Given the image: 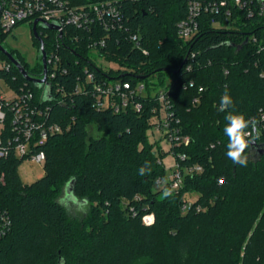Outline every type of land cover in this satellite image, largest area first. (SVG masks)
I'll return each mask as SVG.
<instances>
[{"label": "trees", "instance_id": "16d2710c", "mask_svg": "<svg viewBox=\"0 0 264 264\" xmlns=\"http://www.w3.org/2000/svg\"><path fill=\"white\" fill-rule=\"evenodd\" d=\"M189 1L125 2L119 26L97 25L95 36L81 33L84 43L95 41L102 60L123 70L89 61L87 48L69 50L71 60L93 63L95 82L131 84L135 94L124 111L99 109L96 95L74 93L85 76L80 68L57 75L55 83L64 87L59 92L49 87L48 94V88L27 84L33 104L48 108L47 122L62 126L63 132L30 146L24 156L10 147L0 158V210L10 220L0 238V264H264V20L228 0L226 6L223 0H199L205 6L217 2L221 13L204 11L199 31L184 41L178 24L188 14ZM227 10L229 20L222 17ZM219 21L228 28L218 29ZM4 39L0 33V43ZM44 40L47 45L53 34ZM11 53L31 76L43 74L42 64L31 71ZM0 58L7 61L2 53ZM155 76L168 91L173 127L190 138L188 145L169 146L168 153L182 170L202 168L184 175L182 186L168 198L163 195L171 189L163 163L167 153L161 147L156 151L147 136L162 107L148 83ZM0 77L22 94L26 81L14 66L0 71ZM225 88L235 111L258 120L246 167L226 155V113L218 110ZM91 124L102 135L88 138ZM12 133L6 125L5 136ZM41 152L44 172L25 184L21 164ZM146 161L151 173L141 176L138 169ZM72 181L69 196L86 207L82 217L72 215L60 200ZM190 196L196 201L183 211ZM150 215L154 222L147 225L144 218Z\"/></svg>", "mask_w": 264, "mask_h": 264}, {"label": "built area", "instance_id": "2783aa9c", "mask_svg": "<svg viewBox=\"0 0 264 264\" xmlns=\"http://www.w3.org/2000/svg\"><path fill=\"white\" fill-rule=\"evenodd\" d=\"M138 1L140 0H0V33L7 35L22 23H28L33 28L34 22L37 20V26L40 29L39 31L37 29V31L44 42L49 34H53V40L47 45L45 43L47 81L43 85V89L54 87L58 92L63 90L64 87L60 88L59 83H55L57 75L60 73L64 75L76 73V70L80 68V70H84L85 76L83 80L79 79L74 86V93L91 94L94 98L96 95L97 108H111L118 113L128 107L129 99L133 97L135 90L132 89L129 82H123L122 80L106 79L95 82V70L92 66L93 63L95 64L93 55L96 53L95 48L97 46L95 41L84 43L80 37L81 33L95 36L97 25L105 28L119 26L124 16V3ZM220 3L223 6L227 5V1L224 0ZM228 3L233 5L234 8L244 11L250 17L258 16L264 20V0H228ZM204 11H210L217 15L221 13L217 2H214L212 6H205L199 0L189 1L188 14L178 24V34L181 39L188 41L197 34L200 27L199 18ZM222 17L229 20L232 17L231 11L227 10ZM46 25H56L58 28L49 30L45 28ZM215 25L218 29L228 28V26H222L220 21L216 22ZM256 41L257 38L254 37L253 42ZM84 48H87L88 52L90 51L89 61H93L91 65L81 64L83 62L79 58L76 61L69 58V50L82 52ZM40 60L42 62V59ZM0 62V71H10L13 67V64L8 60L1 59ZM68 62L71 64L67 65ZM32 77L42 79L44 74ZM28 83L26 81L25 87H22V94L17 92L16 97L8 100L3 85L7 84L9 87L10 85L0 77V158L8 154L10 147H14V152L18 156H24L28 154L30 146L38 143L44 144L54 134L63 132L62 126L47 122L48 108L43 111L33 104V93L25 90ZM138 89L144 91V85H141ZM167 95L168 91L166 89H160L157 92L162 107L160 117H155L152 122L153 127L166 136V142L170 144L169 146L188 145L190 138L181 136L179 130L172 125L174 118L170 111ZM261 118L264 121V114ZM254 121L256 126L258 120ZM175 123L178 124L179 122ZM6 125H9V128L13 131L12 136H5ZM180 158L185 160L184 156H180ZM29 160L44 164L45 155L43 152L30 155ZM201 171L200 166L186 167L182 170L180 164L176 162L172 175L169 177L171 189H179L182 186L184 175ZM220 183H223V180H220ZM195 201V196L185 199L182 207L183 211H187ZM144 222L147 225L152 224L154 216L145 217ZM9 227V216L0 210V238L8 232Z\"/></svg>", "mask_w": 264, "mask_h": 264}, {"label": "rangeland", "instance_id": "374dc122", "mask_svg": "<svg viewBox=\"0 0 264 264\" xmlns=\"http://www.w3.org/2000/svg\"><path fill=\"white\" fill-rule=\"evenodd\" d=\"M0 44L8 47L9 51L16 52L18 57L20 59L22 58V60L28 65V69L31 71L35 70L39 64H42L41 60L38 59V48L33 38L32 27L28 23H22L16 26L9 34L5 35L4 41ZM93 57L95 58L96 63L104 69H124L120 68L116 63L105 62L100 56H98L97 53H95ZM169 82L170 81L167 79V86L169 85ZM148 83L150 84L154 94L163 88V86L160 85V81L157 76L150 78ZM3 90L8 100H12L17 95V92L11 89L7 84L3 85ZM100 135L102 134L98 126L96 124H91L89 127L88 138L99 137ZM147 136L148 142L154 146L156 151H158V148L161 147L162 150L167 153L163 157V163L165 165L167 175L170 177L172 175V170L176 165L175 156L168 153L170 144L164 140L162 133L154 127L148 130ZM43 172V164H38L37 162L29 159L25 160L19 168V175L25 184L35 182L38 180V177L43 174ZM69 195L70 192L67 187L60 200L68 208L72 215L82 217L86 213V207H82L78 201L72 199Z\"/></svg>", "mask_w": 264, "mask_h": 264}, {"label": "clouds", "instance_id": "9594fccd", "mask_svg": "<svg viewBox=\"0 0 264 264\" xmlns=\"http://www.w3.org/2000/svg\"><path fill=\"white\" fill-rule=\"evenodd\" d=\"M220 112L226 113L224 119L226 124L223 128V133L228 139L227 143V158L234 164L246 167L248 164V155L246 154L250 146L258 138L255 134V121L247 117L245 114L235 111V103L227 88L224 89L223 94L218 105ZM141 176L150 175V162H145L138 169ZM166 183V178L164 180ZM163 195L165 198L172 196V189L165 188Z\"/></svg>", "mask_w": 264, "mask_h": 264}, {"label": "water", "instance_id": "95a60500", "mask_svg": "<svg viewBox=\"0 0 264 264\" xmlns=\"http://www.w3.org/2000/svg\"><path fill=\"white\" fill-rule=\"evenodd\" d=\"M37 23H38V21L36 20L34 22V25H33V28H32V34H33L34 40H36L40 44V47H39V50H38V56H39L40 59H42V63H43V66H44V71H43L44 78L36 79V78L32 77L27 72V70L22 65V63L10 51H8L6 48H4L1 44H0V53H2L7 58V60L10 61L13 64V66L18 70V72L23 76V78L27 82L33 83L36 86H39L40 88H43V85L47 81L46 52H45V42L43 41V39L41 38V36L39 35V33L37 31ZM45 28L49 29V30H54V29H57L58 27L56 25H46ZM47 92H48V94L50 93V88L49 87H48V91ZM260 155H264V150L260 151ZM72 185H73V181L70 182L69 185H68V191L70 193L72 192V188H71Z\"/></svg>", "mask_w": 264, "mask_h": 264}, {"label": "flooded vegetation", "instance_id": "af4514ba", "mask_svg": "<svg viewBox=\"0 0 264 264\" xmlns=\"http://www.w3.org/2000/svg\"><path fill=\"white\" fill-rule=\"evenodd\" d=\"M37 29H38V26H37ZM35 44L37 45V41H36V40H35ZM1 45L9 51V48H8V47H6V46L3 45V44H1ZM10 52H11V51H10ZM15 56H16V55H15ZM16 58H17V56H16ZM38 59L40 60L39 56H38Z\"/></svg>", "mask_w": 264, "mask_h": 264}, {"label": "crops", "instance_id": "0c3cea01", "mask_svg": "<svg viewBox=\"0 0 264 264\" xmlns=\"http://www.w3.org/2000/svg\"><path fill=\"white\" fill-rule=\"evenodd\" d=\"M41 176H42V174L38 178H40Z\"/></svg>", "mask_w": 264, "mask_h": 264}]
</instances>
